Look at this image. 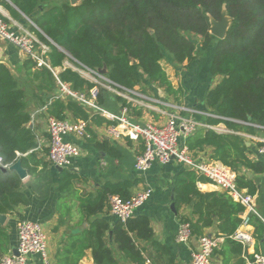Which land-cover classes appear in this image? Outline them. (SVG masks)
Returning <instances> with one entry per match:
<instances>
[{
  "label": "trees",
  "instance_id": "16d2710c",
  "mask_svg": "<svg viewBox=\"0 0 264 264\" xmlns=\"http://www.w3.org/2000/svg\"><path fill=\"white\" fill-rule=\"evenodd\" d=\"M0 4L13 19L28 18L36 25L30 30L51 45L49 61L54 69L59 68L58 77L80 91L98 86L99 93L104 94L107 89L66 66V61L94 72L105 69L103 76L118 87L133 90L147 80L176 94L178 89L162 61L167 57L173 64L186 62L190 66L199 52L212 44L214 57L209 71L212 77L221 79L205 98L214 115L208 116L207 123H224L234 132L247 133H256V125L264 126V0H80L76 5L71 0H0ZM224 8L231 22L226 36L219 39L210 32L211 19L221 20ZM34 66L32 61L26 62V77L38 81L39 92L34 98L50 116L64 119L69 112L76 119L92 120L97 125L112 123L99 114L90 115L73 99L51 100L55 75L48 68ZM29 106L26 86L0 63V158L4 166L20 161L31 176L25 182L15 170L0 169L1 214H13L18 206L30 203L27 186L47 198L54 185L48 163L39 155L48 154L49 148L38 144ZM92 142L114 157L121 155L106 140L97 142L93 135ZM187 145L192 151L211 146L212 158L239 172H264V163L247 156L244 139L235 133L197 131ZM78 180L75 172L66 168L59 171V201L76 197L80 220L85 225L80 243L76 246L75 240L60 253L59 264H78L88 248H92L95 264H147L140 243L154 242L149 217L137 215L126 224L118 220L112 227L103 216L109 194L128 199L140 180L108 181L95 192L83 195L75 186ZM210 181L189 168L177 175L172 183L176 210L183 205L191 208V216L180 217V221L191 222L194 235L202 236L205 228L216 224L218 237L231 238L243 222L240 214L245 207L226 192L199 190V182ZM237 181L248 192H255L246 174L239 175ZM250 222L257 230L264 229L254 215ZM8 241L7 229L0 224L1 250H6Z\"/></svg>",
  "mask_w": 264,
  "mask_h": 264
},
{
  "label": "crops",
  "instance_id": "0c3cea01",
  "mask_svg": "<svg viewBox=\"0 0 264 264\" xmlns=\"http://www.w3.org/2000/svg\"><path fill=\"white\" fill-rule=\"evenodd\" d=\"M1 6L2 15L12 18L10 12L3 5ZM17 22L24 25L21 20ZM213 57L214 56H210L206 59V66L201 71L193 68L198 60L190 65L189 70L185 68L186 71H184V73L189 74L186 78L180 77L178 79L177 77H169L173 86L178 89L176 94H169L166 92L165 88L145 80L146 82H144V84L136 86L133 89L134 93L131 95V100L107 89V91H104V94L98 93L97 102L101 107L117 114H119L124 107H127L129 116L136 122L163 124L172 115H179L193 117L201 124H209L207 123V118L210 114V109L206 106L205 98L208 91L221 79L219 76L212 77L210 71L207 70L210 69ZM27 61L29 60L19 53L15 46L0 40V63L5 64L12 73L21 80L22 84L26 86L29 92V107L33 115L32 125H34L37 130L38 144L40 147H48V118L50 115L47 112V108L45 106H40L38 101L34 98L35 94L39 92V89H37L38 81H31L30 77H26ZM35 68L34 66V69ZM186 86L189 87V89ZM89 90L90 89H86L84 91L88 92ZM59 91V87L55 85L54 91L51 92V100L59 98ZM59 99L65 102L70 100L65 96ZM82 107L88 111L90 115L99 114L93 112L92 109L84 106ZM66 113L67 115L65 118L71 120H84L74 118L69 112ZM85 121L88 123L87 130L91 134L90 138L80 139L72 135L66 137L71 142L76 143L80 148V155L72 159L70 165L65 167L75 172L79 177V180L75 183L78 194L83 195L89 192H95L96 189L102 188L108 181L118 182L127 179L132 181L140 180V182L132 188V195L144 188H150L152 190L148 200L137 208L134 214V216H148L154 230V242L156 243L153 241H143L140 243V246L145 250L144 256L146 257L147 264H189L192 252L198 248L200 236L193 234L190 242L178 243L177 231L179 223L181 222L180 217H190L191 208L188 205H183L179 211L176 210V212H174L171 209V205L174 203L172 183L177 175L181 171L187 169V167L176 162L168 165L154 163L146 172H138L135 168V163L136 157L144 148L141 141H133L129 138L114 139L108 133L110 124L103 123L97 125L92 120ZM213 126L215 128L210 129L221 133H235L241 136L248 147L246 152L247 156L253 161H262L264 163L263 156L258 152L261 144L260 140L264 138V126L256 125L259 128L256 133H247L244 131L234 132L224 123ZM206 130L208 129L200 127L197 131L205 132ZM227 130L233 132H226ZM93 135L97 142H103L104 140L108 141V145L116 148L121 153L120 157H114L110 155L108 151L94 144L92 142ZM180 144H187V141L180 140ZM193 153L199 160L220 161L212 158L213 148L211 146H204L201 149L193 150ZM39 155L46 160L51 171L54 185L51 188L50 196L41 198L39 194L30 187H26L25 190L30 199V203L28 205L18 206L16 212L13 214H5L7 219L2 225L7 229L9 241L6 245V250L3 251L0 248V258L5 255L15 254L18 242L17 224L19 220L28 218L41 222L47 235L52 264H59V254L64 253L67 248H70L75 240L78 241L76 246L80 243V235L85 225L80 220L79 201L76 197L68 198L65 201H59L61 194L57 183L59 180V171L61 170L49 160L48 154L40 152ZM225 165L232 168L227 164ZM232 169L237 173V178L239 175L246 174L247 177L252 180L255 187V192L253 194L248 192L247 188H241L253 195L258 212L264 216V172L254 173L244 169L239 172L234 168ZM30 178L31 176L28 174L23 180L27 182ZM197 186L202 192H225L212 181L199 182ZM251 215L253 214H247L246 211L240 214L243 222L233 234L235 235L237 232H241L247 235L249 237L247 243L244 244L240 240L235 239L233 235L231 238L220 237L219 246L216 248L213 255L214 264H253L252 260L255 253L264 254V229H262V231L256 229L255 225L250 222ZM103 216L110 222L112 227L118 221L117 217L111 214L108 203ZM217 230V225L214 224V226L205 228L204 234L217 236ZM30 262L31 264H42L41 258L38 255H32L30 257ZM78 264H95L92 248L85 250V254Z\"/></svg>",
  "mask_w": 264,
  "mask_h": 264
},
{
  "label": "built area",
  "instance_id": "2783aa9c",
  "mask_svg": "<svg viewBox=\"0 0 264 264\" xmlns=\"http://www.w3.org/2000/svg\"><path fill=\"white\" fill-rule=\"evenodd\" d=\"M1 12L2 6L0 4V14L2 15ZM17 21L11 17L0 16V40L15 46L19 53L35 64L36 68L50 69L54 73L56 85L60 89L59 98L65 96L73 99L82 106L92 109L93 112L111 120L112 124L108 127V133L111 137L114 139L129 138L133 141H141L144 148L136 157L135 163V168L138 172H146L154 163L168 165L176 162L183 164L187 168L209 178L235 201L241 203L245 207L247 214L257 216L264 224V216L258 212L253 195L239 186L237 173L232 168L216 160H199L194 156L193 151L190 150L187 144H180V140L187 141L200 127L215 128L213 125L201 124L193 117L179 115H172L163 124L136 122L129 116L127 107H124L119 114L110 112L97 102L98 86L91 88L87 92L75 90L69 83L62 81L58 77L59 69H54L49 61V54L52 51L51 45L42 41L35 32L31 31L30 28L27 29ZM32 24L36 27L33 22ZM65 65L77 70L96 84L128 100L132 99L131 95L134 90L118 87V85L100 74L99 71L94 72L85 67L79 68L69 61H66ZM87 73L95 77H88ZM209 116L214 115L209 114ZM87 126L88 123L85 120L58 119L52 116L48 118V158L56 167L65 168L70 165L72 159L80 155L79 146L66 137L72 135L80 139L90 138L91 134L87 130ZM226 132L233 131L227 130ZM260 142L258 152L264 158V138ZM0 165H3L1 158ZM151 191L150 188L141 189L128 199H124L119 194H109L107 203L111 214L123 224H126L129 219L134 217L136 209L148 200ZM192 236L191 222H180L177 231L178 243H188ZM233 237L244 244L249 240V237L241 232H237ZM17 238L18 254L1 257L0 264H31L30 257L32 255L40 256L42 264H52L47 235L41 222L28 218L19 220ZM219 243L220 237L215 235L204 234L200 236L198 248L192 252L189 264H214L213 255ZM252 262L253 264H264V254L255 253Z\"/></svg>",
  "mask_w": 264,
  "mask_h": 264
},
{
  "label": "water",
  "instance_id": "95a60500",
  "mask_svg": "<svg viewBox=\"0 0 264 264\" xmlns=\"http://www.w3.org/2000/svg\"><path fill=\"white\" fill-rule=\"evenodd\" d=\"M80 0H71V3L73 5H76L79 3ZM28 19V18H27ZM230 22H231V18L227 15L226 9L224 8L223 13H222V18L221 20H215V19H211V28H210V32L216 36L219 39H222L226 36L228 28L230 26ZM225 23H228L227 25H225ZM42 32V31H41ZM105 69H101L99 70L100 74H104L105 73ZM32 126V124H31ZM60 170H62V167H58ZM0 169L4 172L8 171V170H15L22 179L26 178L28 176V172L27 170L22 166L20 161H17L15 164L11 165V166H4V165H0ZM173 198V197H172ZM171 209L176 212V208H175V203H173L171 205ZM7 219V216L5 214H1L0 213V224H4L5 221ZM15 254L17 255L18 252L16 251Z\"/></svg>",
  "mask_w": 264,
  "mask_h": 264
},
{
  "label": "rangeland",
  "instance_id": "374dc122",
  "mask_svg": "<svg viewBox=\"0 0 264 264\" xmlns=\"http://www.w3.org/2000/svg\"><path fill=\"white\" fill-rule=\"evenodd\" d=\"M23 21L22 23L27 27V28H31L32 26V21L30 22V20L28 19H25V20H21ZM197 45L198 47H200V42L199 40H197ZM214 45L210 44L208 46V48L206 50H203V51H200L199 52V56L196 60L197 63L196 65L193 66L194 69H197V70H202L205 68L206 66V59L210 56H214ZM162 66L164 67V69L166 70L167 74L169 77H177L178 79L180 77H185L188 76L189 74L187 73H184V71H186V69H190V66H186V62L183 64V65H177V64H173L171 62V60L169 58H165L163 61H162ZM186 68V69H185ZM209 68V66H208ZM209 71V69H207ZM183 73V74H182ZM88 74V77H95L89 73ZM92 79V78H90ZM98 79V78H97ZM100 82L104 83L101 79H98ZM196 85H198L197 83H195ZM187 87V86H186ZM189 89V87H187Z\"/></svg>",
  "mask_w": 264,
  "mask_h": 264
},
{
  "label": "bare ground",
  "instance_id": "6f19581e",
  "mask_svg": "<svg viewBox=\"0 0 264 264\" xmlns=\"http://www.w3.org/2000/svg\"><path fill=\"white\" fill-rule=\"evenodd\" d=\"M228 23H225V25H227Z\"/></svg>",
  "mask_w": 264,
  "mask_h": 264
}]
</instances>
